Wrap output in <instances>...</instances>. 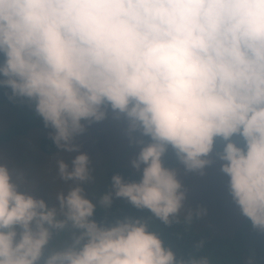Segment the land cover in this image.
<instances>
[{
	"label": "clouds",
	"instance_id": "obj_1",
	"mask_svg": "<svg viewBox=\"0 0 264 264\" xmlns=\"http://www.w3.org/2000/svg\"><path fill=\"white\" fill-rule=\"evenodd\" d=\"M0 90L51 130L67 186L49 204L0 154V264H216L203 241L183 254L151 225L204 213L164 157L203 175L217 139L232 201L264 233V0H0ZM109 118L138 146L139 178L90 195L77 138ZM114 198L150 215L94 219Z\"/></svg>",
	"mask_w": 264,
	"mask_h": 264
},
{
	"label": "rangeland",
	"instance_id": "obj_2",
	"mask_svg": "<svg viewBox=\"0 0 264 264\" xmlns=\"http://www.w3.org/2000/svg\"><path fill=\"white\" fill-rule=\"evenodd\" d=\"M18 111L19 108L10 101L0 108V154L10 161V167L23 171L28 180L37 182L34 195L52 204L54 193L65 190L67 186L56 177L59 150L55 148L53 153L47 154L40 149V142L50 139L48 134L51 130L32 129L27 134L8 141L1 139L7 128L18 123ZM123 127V122L109 118L88 126L86 132L77 138L80 151L88 154L93 175L97 177V182L88 186L90 195L98 196L110 190L111 180L108 174L111 171L128 169L135 172L129 162L139 148L128 143ZM215 153L213 150L211 158L214 162L204 169L203 175L186 174L182 166H179V179L186 190L185 208L193 211L204 210L194 223L196 231L208 230L211 236L231 238L244 216L232 201L227 187L228 178L220 171V161L216 159ZM63 155L68 158L75 153ZM118 203L119 198H114L112 206ZM231 249L232 247L228 248V251ZM242 255L243 253L240 255L241 264H249V261L255 264L254 252L248 251ZM236 257L233 254L231 259L235 261ZM212 260L221 264V256H214ZM234 261L224 264H233Z\"/></svg>",
	"mask_w": 264,
	"mask_h": 264
},
{
	"label": "trees",
	"instance_id": "obj_3",
	"mask_svg": "<svg viewBox=\"0 0 264 264\" xmlns=\"http://www.w3.org/2000/svg\"><path fill=\"white\" fill-rule=\"evenodd\" d=\"M6 102H9L7 97L4 95V91L0 90V108ZM16 108H19L18 115L19 121L16 124L11 125L7 128L6 132L2 134L1 139L8 141L13 137H19L27 134L32 129H46L43 126L42 120L37 116L34 110L24 103H13ZM233 140L237 141L242 145V141H239L238 137H233ZM223 147V142L219 139L216 140L214 151L217 152ZM55 146L51 139H44L40 142V149L47 154H51L55 151ZM165 166L168 167H179L177 164L174 154L171 150L166 153L164 157ZM119 174L125 179H138L139 174L137 172L130 171L128 169H116L108 174V178L111 180L112 175ZM133 217H148L150 212L147 209H136L125 199L119 198V203L111 206L109 209H103L101 207L96 208L94 219L97 221L104 220L110 222L116 218L123 216ZM198 220V217L194 216L189 226H185L183 223L175 224L171 227H164L158 221H154L151 227L154 230L161 231V235L166 243L172 245L175 250L180 253L188 254L193 251V245L195 241H203V252H207L211 259L214 256H221V264L228 263L232 260V255L236 257L233 264H241L240 255L246 254L248 251L254 252L255 260L257 264H264V233H261L254 229L251 222L243 217L239 227L231 238L227 237H214L211 236L208 230L196 231L194 223ZM232 247L228 251V248ZM242 255V256H243ZM253 256L251 255V260Z\"/></svg>",
	"mask_w": 264,
	"mask_h": 264
}]
</instances>
